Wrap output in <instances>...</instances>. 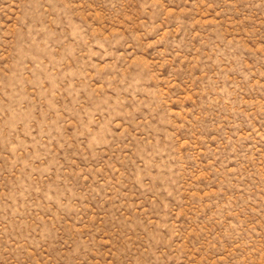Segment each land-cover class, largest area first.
Listing matches in <instances>:
<instances>
[{"label":"rangeland","instance_id":"1","mask_svg":"<svg viewBox=\"0 0 264 264\" xmlns=\"http://www.w3.org/2000/svg\"><path fill=\"white\" fill-rule=\"evenodd\" d=\"M0 264H264V0H0Z\"/></svg>","mask_w":264,"mask_h":264}]
</instances>
